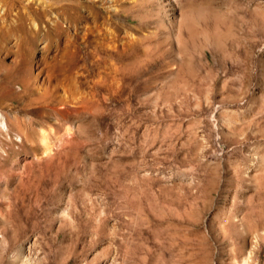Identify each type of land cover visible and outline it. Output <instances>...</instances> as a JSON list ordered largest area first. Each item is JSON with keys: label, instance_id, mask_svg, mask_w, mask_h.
<instances>
[{"label": "rangeland", "instance_id": "rangeland-1", "mask_svg": "<svg viewBox=\"0 0 264 264\" xmlns=\"http://www.w3.org/2000/svg\"><path fill=\"white\" fill-rule=\"evenodd\" d=\"M0 264H264V0H0Z\"/></svg>", "mask_w": 264, "mask_h": 264}, {"label": "bare ground", "instance_id": "bare-ground-1", "mask_svg": "<svg viewBox=\"0 0 264 264\" xmlns=\"http://www.w3.org/2000/svg\"><path fill=\"white\" fill-rule=\"evenodd\" d=\"M150 40L152 41V38H150ZM151 41H150V42H151ZM153 41H154V39H153Z\"/></svg>", "mask_w": 264, "mask_h": 264}]
</instances>
